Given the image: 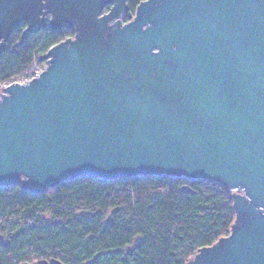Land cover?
Segmentation results:
<instances>
[{"label": "water", "instance_id": "1", "mask_svg": "<svg viewBox=\"0 0 264 264\" xmlns=\"http://www.w3.org/2000/svg\"><path fill=\"white\" fill-rule=\"evenodd\" d=\"M0 0V57L73 36L0 97V187L167 176L232 193L230 233L186 264H264V0ZM23 264H51L48 261ZM54 264H63L55 261Z\"/></svg>", "mask_w": 264, "mask_h": 264}, {"label": "trees", "instance_id": "2", "mask_svg": "<svg viewBox=\"0 0 264 264\" xmlns=\"http://www.w3.org/2000/svg\"><path fill=\"white\" fill-rule=\"evenodd\" d=\"M141 1L127 0L124 22ZM25 27L0 57V84L30 76L42 54L74 35L48 26L21 42ZM235 218L232 193L205 180L83 177L41 194L0 187V264H186Z\"/></svg>", "mask_w": 264, "mask_h": 264}, {"label": "built area", "instance_id": "3", "mask_svg": "<svg viewBox=\"0 0 264 264\" xmlns=\"http://www.w3.org/2000/svg\"><path fill=\"white\" fill-rule=\"evenodd\" d=\"M41 69L39 67L35 68L33 73L28 76V77H23V78H18V79H14L12 82L10 83H5V84H0V97H1V94L3 93V89L7 86H9L10 84L12 83H21V84H26L28 83L29 81H31L33 78L39 76V74L41 73Z\"/></svg>", "mask_w": 264, "mask_h": 264}, {"label": "rangeland", "instance_id": "4", "mask_svg": "<svg viewBox=\"0 0 264 264\" xmlns=\"http://www.w3.org/2000/svg\"><path fill=\"white\" fill-rule=\"evenodd\" d=\"M45 67H46V62L44 64V66H39V68L41 69V71H43L45 69Z\"/></svg>", "mask_w": 264, "mask_h": 264}]
</instances>
